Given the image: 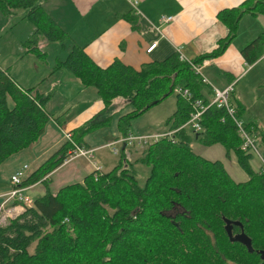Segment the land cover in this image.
Returning a JSON list of instances; mask_svg holds the SVG:
<instances>
[{
	"label": "trees",
	"instance_id": "trees-1",
	"mask_svg": "<svg viewBox=\"0 0 264 264\" xmlns=\"http://www.w3.org/2000/svg\"><path fill=\"white\" fill-rule=\"evenodd\" d=\"M18 9L25 11L22 18L33 27L24 43L25 53L44 57L37 45L39 37L59 44L67 38L39 0H0L1 13ZM244 14L264 17V0H242L219 10L216 18L227 34L192 62L219 56L234 38ZM239 53L245 63H254L264 53V32L243 45ZM60 66L83 87L94 88L103 105L71 131V139L79 147L84 146L85 134L109 125V109L117 98L132 107L116 120V130L124 136L133 118L173 93L176 108L165 122H170L174 132L170 138L146 146L132 161L148 167L142 184L135 177L133 163L120 151L113 168L96 179L88 173L81 182L51 192L45 176L72 148L63 142L20 182L19 186L25 187L40 181L44 191L19 215L0 225V264H209L211 259L221 264L224 255L219 258L213 253H244L247 264H264V258L257 257L258 253L264 256V171L251 168L252 155L240 149V139L222 107L210 106L203 112L200 132L182 127L191 101L206 102L207 95L198 76L178 53L145 62L139 68L119 60L99 67L82 47L71 45L55 65ZM176 86L186 89L190 97L174 93ZM46 100L47 96L34 87H18L0 70V164L31 147L41 135L48 120ZM235 107L240 116L238 105ZM245 127L254 135L256 147L264 150V129L251 122ZM192 139L204 146L219 144L225 157L233 154L247 179L234 182L220 161L193 153L189 146ZM222 218L241 224L250 239L251 253L238 243L228 242ZM31 243L34 246L29 252Z\"/></svg>",
	"mask_w": 264,
	"mask_h": 264
},
{
	"label": "crops",
	"instance_id": "crops-1",
	"mask_svg": "<svg viewBox=\"0 0 264 264\" xmlns=\"http://www.w3.org/2000/svg\"><path fill=\"white\" fill-rule=\"evenodd\" d=\"M241 1L139 0L137 4L138 14H135L131 11L127 0H39L44 11L66 33L67 38L61 44L56 42L55 44H38L39 50L43 53H46V47L53 46L54 58L44 62L45 68L43 70L39 69L37 63H33V58L37 57L32 52L20 57L21 60H27L26 63L32 62L33 68L27 67L23 63L16 66L8 61L0 63V70H3L18 87H34L37 93L47 96L44 109L48 115V120L44 125L43 132L31 147L16 153L21 154L23 161H29L31 163L29 167L35 169L66 141L65 135L67 133L71 137L73 129L81 126L102 108V102L94 88L83 87L78 78L71 75L65 68L62 66L55 67L56 63L66 56L71 45L82 47L84 53L99 67H105L113 60H119L128 66L139 68L145 62L163 60L173 52L180 54L185 60L192 61L195 57L210 51L215 46L216 40L227 34L226 27L216 18V13L221 9L236 6ZM14 13L13 11L9 15ZM161 16H169L171 19L162 23L160 21ZM249 16L253 18L252 15ZM261 32L264 30L257 32V35ZM235 36L231 41L235 40ZM153 41L156 42L154 48L149 53H145V48ZM246 42L245 40L236 43V45L231 42L219 56L202 59L206 60V65L202 67L201 73L211 86L218 89L232 83L230 101L235 106L238 105L239 117L245 123L251 122L257 125L255 117L244 111L243 98L241 94L237 93V89L236 94H234L237 84L247 72L256 66V62L264 57L263 53L254 63H245L239 50ZM44 57L46 58L47 54ZM10 69L14 70L12 75L9 72ZM25 70H30L28 76H26ZM257 83L258 81L253 80L252 86H256ZM203 91L208 99L211 95L209 86L203 84ZM109 110V114L112 115L109 125L85 134L82 138L83 148L99 151L105 147L113 156L118 157L120 151L113 153L110 148L119 150L120 144L104 145L121 137L116 130V120L119 116L131 111L132 107L128 106L125 100L117 98L113 100ZM183 128L189 129L186 126ZM146 129L150 131L142 134L174 131L170 122L166 123L165 120L163 128L152 130L150 126H147ZM128 133H132L130 129ZM189 146L192 148V143ZM128 150L130 153L139 152L134 148ZM208 151L210 150L203 149L204 153ZM195 154L204 158L201 152ZM222 156L225 157L223 149ZM73 160L62 162L48 173L45 177L49 183L52 182L51 177L65 167L71 174L73 172L81 173L82 178L78 181L81 182L83 177L90 173L91 165L87 160L72 163ZM215 160L220 161L223 165L221 160ZM95 161L101 170L103 165L108 168L102 172L109 171L116 164L109 163L106 165L104 157L101 155H98ZM22 165L27 166L25 162ZM16 169L17 167L11 170L8 176ZM32 171L30 170L27 175ZM8 181L7 187L0 191V202L2 200L1 195L11 187ZM38 184L42 183L36 181L25 186L24 195ZM56 190H51V192ZM10 203L6 202L4 208L15 207L19 215L22 212L20 210L21 205Z\"/></svg>",
	"mask_w": 264,
	"mask_h": 264
},
{
	"label": "rangeland",
	"instance_id": "rangeland-1",
	"mask_svg": "<svg viewBox=\"0 0 264 264\" xmlns=\"http://www.w3.org/2000/svg\"><path fill=\"white\" fill-rule=\"evenodd\" d=\"M24 12L25 11L22 9L15 10V13L13 15L0 12V63L8 61L11 62V64H13L14 66L22 65L23 63L24 65H27V67L33 68L32 62L26 63L27 60H21L22 58L20 57H23L24 54H26L24 52V43L26 39L30 37V34L33 30V27L31 28V23L22 18ZM263 30V16L257 15L251 18L249 14L244 15L241 21L238 22L235 40L231 42L233 45H236V43H241L245 40L248 42L252 38L257 36V32ZM41 43L55 44V42H47L45 39L39 37L37 45ZM52 48L53 46L51 45L45 48L46 53H44L43 56L47 54L46 58L38 56L35 53L37 58H33L32 61L33 63H37L40 70H43V68H45V61L53 60L54 54L52 53ZM39 58L40 60H38ZM256 63V66L252 70L247 72V74L237 84L234 94H236L237 89V93L241 94L243 98V104L245 106L244 111L252 114L255 117L257 122L256 126L258 128L264 129V57L262 59L260 58ZM9 72L12 75L14 70L10 69ZM24 72L26 76H28L30 70H25ZM253 80L258 81L256 86L254 87L252 86ZM20 84L22 85V83ZM174 108L175 97L173 94H170L169 96L143 112L141 115L133 118L129 129L132 133L142 134L150 131L146 129L147 126H150L152 130L163 128L164 120H166L165 118L171 114ZM191 143L192 148L190 149L193 153L201 152L203 154V157L208 160H221L223 162L224 169L234 182H239L247 179L245 172L236 164L233 154H230L228 157L222 156L223 148L219 144H214L211 145V147H206L200 144L195 139H192ZM203 149H209L210 151L204 153ZM257 150L259 156L264 159V150L259 148ZM98 155L104 157L106 165L109 163L114 165L116 163V158H118L117 156H113L110 152H108V148L105 147L100 149L99 151L93 152V157L95 160L96 158H98ZM137 155L138 153L136 152H129L130 157L127 162L133 163L132 161L135 157H137ZM74 159L75 160L72 159L74 161L72 163H75L77 161L81 162L82 160L86 161V159L83 157H76ZM23 162H25L28 166L26 173H28L30 170H34L33 167H29V164L31 163L29 161H23L21 154L17 153L12 156L10 155L9 158H6V160L0 164V191H3L7 187V180H9L8 174H10V171L16 167L17 169L21 167ZM72 163L70 164V166L72 165ZM249 163L253 170H258V168L262 165L259 157L254 153H252ZM107 169L108 168L103 165L102 171H106ZM132 169L138 183L142 184L143 180L148 174V167L139 163H133ZM81 176V173L78 172H73L71 174L70 171H67V168L65 167L51 177L52 182L49 183L48 187L50 190L54 191L64 184L80 181L82 178ZM43 188V184H38L34 188L26 192L25 196L28 198L29 203H31L34 198H37L43 194ZM6 223L7 219L3 225H5ZM33 246L34 243H31L28 248L29 252L32 251Z\"/></svg>",
	"mask_w": 264,
	"mask_h": 264
},
{
	"label": "built area",
	"instance_id": "built-area-1",
	"mask_svg": "<svg viewBox=\"0 0 264 264\" xmlns=\"http://www.w3.org/2000/svg\"><path fill=\"white\" fill-rule=\"evenodd\" d=\"M131 11L135 14H138L137 4L139 0H127ZM171 19L169 16H161L160 21L167 22ZM156 42L153 41L145 48V53H149L155 46ZM180 60L185 61L192 72L198 76L201 83L204 85L209 86L210 88V97L203 102L201 99H193L190 103L191 111L189 112L188 119L182 125H186L192 132H200L201 126L199 121L201 119L202 113L210 106L215 107H222L226 116L231 120L235 133L240 139V149L242 151L248 152L252 155V153L256 154L260 161L261 166L259 167L260 170L264 171V159L259 156L258 148L255 144V137L254 135L247 130L245 127V122L237 115V109L235 105L230 101V94L232 92V83H229L222 89L215 88L211 86L208 81L204 78L201 73L202 67L206 65V60H201L199 63H194L192 61L185 60L180 54H178ZM173 92L180 95L184 98H189L190 95L186 89L181 88L180 86H176L173 89ZM173 131H162V132H154V133H147V134H136V133H127L124 136H121L116 141L110 142L105 144L104 146H112L115 144H120V149L117 150L111 147V151L113 153H118L121 151L124 155L126 160L129 159V148H134L139 151L144 149L146 146L155 143L161 138H170ZM66 141L72 146L71 149L67 151V155L63 162H68L76 157H83L85 158L91 165V171L93 179H96L97 176L102 172L101 167L99 164L94 160L93 151L94 149H86L83 147H79L76 145L70 135L67 133L65 135ZM27 166L22 165L17 170H15L9 176V184L10 188L3 193L2 200L0 202V225L6 221V219L15 218L18 215L17 210L15 207L4 208V204L6 202L16 201L18 204L21 205L20 210L23 211V207L25 205H29L28 198L24 195L23 191L25 190L24 187H20V182L27 176L26 173Z\"/></svg>",
	"mask_w": 264,
	"mask_h": 264
},
{
	"label": "flooded vegetation",
	"instance_id": "flooded-vegetation-1",
	"mask_svg": "<svg viewBox=\"0 0 264 264\" xmlns=\"http://www.w3.org/2000/svg\"><path fill=\"white\" fill-rule=\"evenodd\" d=\"M175 213V212H174ZM234 221V220H232ZM241 225V224H240ZM234 228H237V231L234 230ZM240 232V229H239V226L238 225H232L231 226V234L232 235H235L237 233ZM225 233V232H224ZM227 237V236H226ZM228 240V239H227ZM228 242L230 243H238L240 244L245 250V246L242 245L241 243L239 242H236V241H229ZM251 243V242H250ZM247 251V250H246ZM252 252V251H251ZM251 252H248V253H251ZM263 253H258L257 254V257L259 259H263L264 256L262 255ZM213 255L215 257H219V258H222L223 255H224V259H222V262L221 264H247L246 262V258L244 256V253H213ZM221 260V259H220ZM209 264H214V259H211ZM218 264H219V260H218Z\"/></svg>",
	"mask_w": 264,
	"mask_h": 264
},
{
	"label": "water",
	"instance_id": "water-1",
	"mask_svg": "<svg viewBox=\"0 0 264 264\" xmlns=\"http://www.w3.org/2000/svg\"><path fill=\"white\" fill-rule=\"evenodd\" d=\"M153 103H156V102L154 101ZM222 222H223V230L227 236V239L229 241H236V242L241 243L242 245L245 246L247 252H251L252 247H251L250 239L243 233L240 223L238 221H232L226 218H222ZM232 225H238L240 232L235 235H232L231 234Z\"/></svg>",
	"mask_w": 264,
	"mask_h": 264
},
{
	"label": "bare ground",
	"instance_id": "bare-ground-1",
	"mask_svg": "<svg viewBox=\"0 0 264 264\" xmlns=\"http://www.w3.org/2000/svg\"><path fill=\"white\" fill-rule=\"evenodd\" d=\"M203 114V113H202ZM174 132V131H173Z\"/></svg>",
	"mask_w": 264,
	"mask_h": 264
}]
</instances>
